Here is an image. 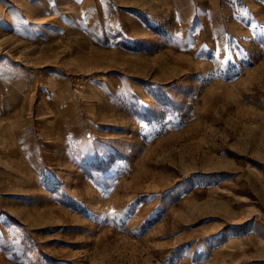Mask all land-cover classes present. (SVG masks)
Listing matches in <instances>:
<instances>
[{"label":"rangeland","instance_id":"1","mask_svg":"<svg viewBox=\"0 0 264 264\" xmlns=\"http://www.w3.org/2000/svg\"><path fill=\"white\" fill-rule=\"evenodd\" d=\"M0 264H264V0H0Z\"/></svg>","mask_w":264,"mask_h":264},{"label":"snow or ice","instance_id":"2","mask_svg":"<svg viewBox=\"0 0 264 264\" xmlns=\"http://www.w3.org/2000/svg\"><path fill=\"white\" fill-rule=\"evenodd\" d=\"M179 18V17H178ZM177 35H179V33H177ZM225 59H229V57L227 56V49H226V54H225Z\"/></svg>","mask_w":264,"mask_h":264}]
</instances>
